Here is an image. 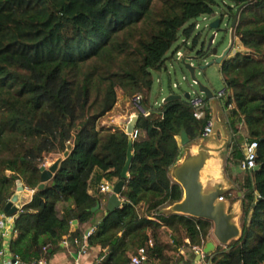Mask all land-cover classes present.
Returning <instances> with one entry per match:
<instances>
[{
    "label": "trees",
    "instance_id": "obj_1",
    "mask_svg": "<svg viewBox=\"0 0 264 264\" xmlns=\"http://www.w3.org/2000/svg\"><path fill=\"white\" fill-rule=\"evenodd\" d=\"M228 1L234 5L230 21L240 10L232 34L245 52L220 65L231 92L225 105L233 107L223 165L232 188L223 197L231 206L241 201L242 234L205 259L206 264H264V0ZM213 3L0 0L1 209L18 181L35 190L16 219L10 243L14 257L24 264L39 261L43 247L79 236L78 230L71 232L73 222H95L99 211L93 209L105 198L91 194V185L119 182L130 146L124 131L102 125L116 107L118 89L125 98L143 95L149 106L152 71L162 70L180 34L189 40L198 18L214 14ZM205 123L185 99L163 102L149 118L139 117L141 136L133 142L134 159L121 196L125 204L104 215L88 240L89 247L108 249L102 264H130V256L142 248L150 264H180L182 255L174 261L162 229L171 232L176 251L208 244L211 222L165 212L183 199L182 187L170 174L184 153L178 138L186 131L196 144ZM244 142L258 144L260 170H241ZM49 155L61 163L39 189Z\"/></svg>",
    "mask_w": 264,
    "mask_h": 264
},
{
    "label": "water",
    "instance_id": "obj_2",
    "mask_svg": "<svg viewBox=\"0 0 264 264\" xmlns=\"http://www.w3.org/2000/svg\"><path fill=\"white\" fill-rule=\"evenodd\" d=\"M239 11L240 10L238 9L235 14V18L231 24V28H234L238 21ZM198 21H203V18L199 17ZM221 23V19H217L209 25V28L213 30H219ZM217 35V33H214L210 37L206 52L202 54V57H206L208 53H211L212 56L216 57V60L214 62H210L209 64H207V66L214 63L221 65L227 60L231 51L232 45L222 55H219L217 48H212ZM207 66L202 67V69H205ZM186 67L191 73L194 83L199 86V93L204 94L208 100L212 102L215 101L214 93L208 87L203 86L200 81L197 80L196 68L191 65H187ZM190 97V93H186L185 95L173 94L166 98L164 102L182 99L188 101ZM138 121V116H134L132 118V121L128 125L127 129L128 135H131L137 128ZM215 134L216 127H214L213 134L210 137L214 136ZM209 138L205 140H208ZM180 140L181 145L189 149L191 146L196 145L191 143V140L186 131L182 132ZM71 149L72 145H69L68 151L64 154L65 158L69 155V151ZM209 151L211 150L208 149L206 145L201 146L198 153L193 154V152L190 151L185 160L174 169V178L176 182L182 187L184 193L182 201L170 207V212L168 213L190 216L193 218L211 222L213 224L212 234L214 235L220 246L226 247L232 242L239 240L242 234V229L237 221V214L230 213L228 211L226 201L219 200L228 191L224 187L223 183L220 181H216V184L209 189H207L204 185L203 172L205 171L208 162L212 158V155ZM133 159V141L130 139L127 162L123 169L121 180L115 184L113 193L107 199L106 215L108 214V212L119 209L125 204V202L121 200L120 197L125 190L126 180L129 179V170ZM60 163L61 159L57 160L49 169H47L46 167L42 168V184L40 185L39 189H43L45 187V184L53 178L54 174L59 168ZM260 168L261 167L258 165L254 170L258 171L260 170ZM23 191L24 184L22 181H18L16 191L3 209L7 215L13 216L18 212L17 205L21 201ZM100 209L101 204L99 203L96 208L93 209V212H96ZM77 223V221L74 222V224ZM215 250L216 245L214 244V242H209L204 247L203 253L207 255L214 252Z\"/></svg>",
    "mask_w": 264,
    "mask_h": 264
},
{
    "label": "rangeland",
    "instance_id": "obj_3",
    "mask_svg": "<svg viewBox=\"0 0 264 264\" xmlns=\"http://www.w3.org/2000/svg\"><path fill=\"white\" fill-rule=\"evenodd\" d=\"M214 3L212 5L211 10L215 13L213 15L204 16V20L199 22L197 21L196 31L193 36L187 40L183 36L178 39L176 43H174L169 50L166 56V67L168 71H152L154 78V85L152 92L149 96V106L152 107L155 111L160 109V106L163 104V101L168 98L170 95H185L186 93H190L191 95H195L199 93V86L194 83L191 73L187 69V65H191L196 68V78L203 86L208 87L214 94H218L220 91L226 88V85L223 80V76L221 74L220 65L212 64L207 66L210 62H214L216 57L212 56L211 53H208L206 57H202V54L206 52V49L209 44L210 37L217 33V37L213 44L212 48H217L219 55H222L228 48L231 47L230 54L227 58H233L238 53L245 52L244 48L240 43L239 38H233V34L229 29L231 27V21L228 16V11L234 5L228 0H213ZM217 19H221L222 23L220 25L219 30H213L209 28V25ZM177 52H181L184 56L183 60H179L177 56ZM207 66L205 69L202 67ZM176 86V87H175ZM122 90L118 89V92ZM131 97H129L130 101ZM128 101V102H129ZM156 106H154L155 104ZM160 105V106H159ZM132 111V109H131ZM221 136H216L217 141H222ZM179 142H181L180 137L178 138ZM202 141H198L197 143H201ZM208 142L205 141L201 146H205ZM229 139L226 137V142L224 143V148L227 147ZM196 143V144H197ZM226 146V147H225ZM187 147H184V149ZM184 158L187 157L186 151L183 153ZM222 157V153L220 154ZM226 157V156H225ZM224 157V158H225ZM56 157L46 156L44 158V167L49 169L57 160ZM221 171L223 170L220 164ZM220 171V173H221ZM239 171V170H238ZM106 199L108 195L100 194ZM234 196V195H233ZM240 197V196H239ZM105 201L103 202L104 208L98 210L99 218H102L105 214ZM238 202L228 209L230 213H236L237 215L240 213L241 217V208L239 210ZM59 208H62L60 206ZM235 209V210H234ZM143 212V210H140ZM165 212H170V208L166 209ZM239 223V219L237 218ZM240 224V223H239ZM161 237L166 244H169L170 254L173 255L176 253V249L174 245L171 243L170 236L171 232L168 230H161Z\"/></svg>",
    "mask_w": 264,
    "mask_h": 264
},
{
    "label": "crops",
    "instance_id": "obj_4",
    "mask_svg": "<svg viewBox=\"0 0 264 264\" xmlns=\"http://www.w3.org/2000/svg\"><path fill=\"white\" fill-rule=\"evenodd\" d=\"M165 61H166V58H165ZM160 71H166V72L168 71V68L166 67V63H164V66H163L162 70H160ZM128 101H129V98H125L122 91L118 92V102L116 104V107L114 108V110L110 114H108L104 118V120L102 121V125L107 127V128L112 127V128L119 129L121 126H124V124H126V122L131 120L134 117L135 113H134V111L130 105V101L129 102ZM225 102H226V100H215L213 102L210 101V114L212 115V117L215 120L216 134L214 136L210 137L208 139V142H206L207 143L206 147L211 150L209 152L212 155V158L209 162L218 160V162H219V164H221L222 168L224 165V157L227 154L229 142L227 144V147L225 146L226 148H224L223 145L226 142V137H227V139H229V141L231 138V133H230V130L228 127V116H229V111L233 108L232 106H231V108H227L225 105ZM154 106H156V104ZM150 108H152V107H150ZM131 109H132V111H131ZM218 135L221 136L222 141L216 140V136H218ZM201 141H202L201 143L203 144V142L205 143V141H207V140L201 139ZM179 143H180V146L183 148V152L186 151V154H188L190 151H192L193 154L198 153L200 150V147H201V143H197L196 145L191 146L190 149L189 148L184 149V147L181 145V142H179ZM245 143L246 142L243 143V146H245ZM221 153H222L223 157L220 155ZM184 156L185 155H183L182 159L178 162V164L176 166H178L181 162H183L185 160L186 157L184 158ZM209 162H208V164H209ZM208 164H207V166H208ZM176 166L173 167L171 169V172H170L171 177L174 181H176V180L174 178L173 172H174V169L176 168ZM207 166H206V168H207ZM220 171H221V169H220ZM207 177H209V175L204 171L203 172V180L206 179ZM215 181L222 182L224 187L228 191L232 188V183H230L228 178L224 175L223 170L221 171V173L219 174L218 178ZM101 183L98 185L97 183L93 182L91 185V188H90V193L91 194L95 193L96 195L101 194L99 192ZM239 196H241L240 193H239ZM107 199L105 201V208H107ZM238 202H241V201H238ZM226 204H227L228 209H230L231 207L233 208V206H235V205L231 206L228 201H226ZM66 205L69 206L68 204H66ZM238 206H239V210H240L241 204H239ZM102 208H104L103 202L101 204V209ZM59 211H60L61 215H64L65 214V207L62 206V208H59ZM104 215H106V210H105ZM237 218L239 219V223H240V213L237 215ZM100 221H101V218L97 217L93 224H78V223L74 224V222H73V228H72L71 232H75L76 230H78L79 236L81 237L83 233H85L87 230L95 227ZM162 230H166V229H162ZM67 237H69L70 244L68 246H65L62 244V241L64 239H66ZM170 240H171V243L173 244L171 236H170ZM186 242L189 243V240H186ZM209 242H214V244L216 245V248L218 246H220V244L218 243V241L216 240V238L212 234V231H211V237H210ZM48 245H50V244H48ZM193 248H188V247L181 248L178 251H176V253H174L172 255V258L174 259V261H176V259L180 258V256L182 255L183 261L180 264H206V259H205L206 256L203 253V250H202V254H197L195 251H193ZM107 254H108V249H101L99 247L93 248V247H89V246H88L85 253L80 254V246L75 244L74 241H71L70 236L68 235V236H65L59 242L58 246L53 247L51 245V256L49 258L48 264H78V263L79 264H102L105 261V257ZM146 264H150V263L147 262ZM157 264H159V263H157Z\"/></svg>",
    "mask_w": 264,
    "mask_h": 264
},
{
    "label": "built area",
    "instance_id": "obj_5",
    "mask_svg": "<svg viewBox=\"0 0 264 264\" xmlns=\"http://www.w3.org/2000/svg\"><path fill=\"white\" fill-rule=\"evenodd\" d=\"M204 20V18H203ZM231 32L233 29H230ZM177 56L179 60H182L184 56L181 52H177ZM176 87V86H175ZM230 90L226 87L222 91H220L217 95L214 94L215 100H227L230 96ZM189 107L192 109L194 113V117L197 120H205L206 123L204 129L202 131V140L209 138L214 131L215 127V120L210 114V100L206 98L204 94L197 93L195 95H191L190 99L188 100ZM130 105L135 113L134 116L149 118L155 110L148 107L145 103V98L141 94H136L131 97ZM228 108H231L228 107ZM209 114V118L207 116ZM132 119L126 122L124 126L119 128L120 131H124L127 135L128 125L131 123ZM130 139L134 142L139 140L141 136V132L136 128L131 135H128ZM246 150V157L241 163V170L243 171H250L254 170L257 167L256 163V150L258 148V144L253 143H245L244 146ZM24 184V183H23ZM115 187V183L110 181H103L100 185L99 192L101 194H106L108 197L113 193ZM127 190V186L125 190ZM35 194V190L31 189L30 187L24 184V191L22 193V198L18 206V212L13 215H7L4 210L1 209L0 206V264H24L19 258L14 257L13 254L10 252V243L12 239L16 236V219L20 212H22V207L25 204H29L32 201V198ZM121 200L122 197H120ZM220 201H225L224 197L222 196ZM97 231V226L87 230L82 236H78L74 238V243L80 246V254L85 253L88 248V240L89 238ZM62 244L68 246L70 244L69 237L62 241ZM154 242L153 240L149 241V246L153 247ZM202 250L198 247H194L193 251L197 254H202ZM44 257L39 261H33L30 264H48L49 258L51 256V245H47L43 247ZM148 262V254L147 249L142 248L138 250L136 254H132L130 256V264H146ZM79 264V263H78Z\"/></svg>",
    "mask_w": 264,
    "mask_h": 264
},
{
    "label": "bare ground",
    "instance_id": "obj_6",
    "mask_svg": "<svg viewBox=\"0 0 264 264\" xmlns=\"http://www.w3.org/2000/svg\"><path fill=\"white\" fill-rule=\"evenodd\" d=\"M205 172L209 175V177L204 179V185L207 189H209L216 184L215 180L220 174V164L218 160L209 162L207 168L205 169Z\"/></svg>",
    "mask_w": 264,
    "mask_h": 264
},
{
    "label": "flooded vegetation",
    "instance_id": "obj_7",
    "mask_svg": "<svg viewBox=\"0 0 264 264\" xmlns=\"http://www.w3.org/2000/svg\"><path fill=\"white\" fill-rule=\"evenodd\" d=\"M232 22H233V21H231V24H232ZM229 29H231V27H230Z\"/></svg>",
    "mask_w": 264,
    "mask_h": 264
},
{
    "label": "clouds",
    "instance_id": "obj_8",
    "mask_svg": "<svg viewBox=\"0 0 264 264\" xmlns=\"http://www.w3.org/2000/svg\"><path fill=\"white\" fill-rule=\"evenodd\" d=\"M233 29V28H232Z\"/></svg>",
    "mask_w": 264,
    "mask_h": 264
}]
</instances>
